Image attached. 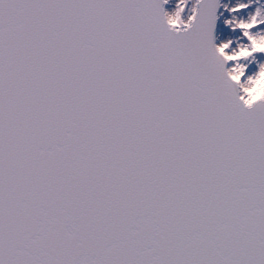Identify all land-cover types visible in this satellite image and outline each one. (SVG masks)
Masks as SVG:
<instances>
[{
    "label": "snow or ice",
    "instance_id": "obj_1",
    "mask_svg": "<svg viewBox=\"0 0 264 264\" xmlns=\"http://www.w3.org/2000/svg\"><path fill=\"white\" fill-rule=\"evenodd\" d=\"M0 264H264V0H0Z\"/></svg>",
    "mask_w": 264,
    "mask_h": 264
}]
</instances>
